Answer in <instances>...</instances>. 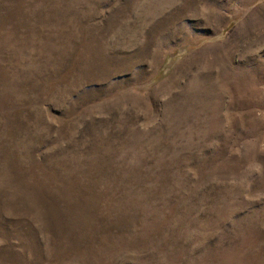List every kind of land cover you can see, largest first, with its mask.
I'll return each mask as SVG.
<instances>
[{
    "label": "rangeland",
    "instance_id": "obj_1",
    "mask_svg": "<svg viewBox=\"0 0 264 264\" xmlns=\"http://www.w3.org/2000/svg\"><path fill=\"white\" fill-rule=\"evenodd\" d=\"M0 264H264V0H0Z\"/></svg>",
    "mask_w": 264,
    "mask_h": 264
},
{
    "label": "crops",
    "instance_id": "obj_2",
    "mask_svg": "<svg viewBox=\"0 0 264 264\" xmlns=\"http://www.w3.org/2000/svg\"><path fill=\"white\" fill-rule=\"evenodd\" d=\"M251 33H252V30L251 29H247V30H243L242 34L244 36H247V37H252ZM229 34H230V32H229ZM242 34H235V35H233V37H244ZM215 37H229V35L226 32H224V33L216 34Z\"/></svg>",
    "mask_w": 264,
    "mask_h": 264
}]
</instances>
